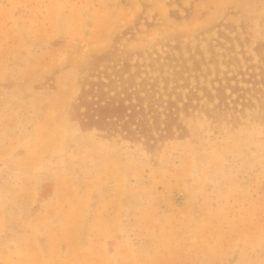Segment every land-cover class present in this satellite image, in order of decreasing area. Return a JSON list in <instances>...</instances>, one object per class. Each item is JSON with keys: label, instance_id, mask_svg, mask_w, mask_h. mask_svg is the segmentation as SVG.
Masks as SVG:
<instances>
[{"label": "rangeland", "instance_id": "rangeland-1", "mask_svg": "<svg viewBox=\"0 0 264 264\" xmlns=\"http://www.w3.org/2000/svg\"><path fill=\"white\" fill-rule=\"evenodd\" d=\"M263 64L264 0H0V264H264Z\"/></svg>", "mask_w": 264, "mask_h": 264}, {"label": "trees", "instance_id": "trees-1", "mask_svg": "<svg viewBox=\"0 0 264 264\" xmlns=\"http://www.w3.org/2000/svg\"><path fill=\"white\" fill-rule=\"evenodd\" d=\"M258 71H249L252 89L248 91L254 90L255 93L264 95V64L259 66ZM119 80L113 78L104 82L98 78L96 81L90 80L87 88H82L76 105L81 125L86 129L101 130H115L120 127V132L125 136H144L147 140L150 139V135L144 134L147 129L144 127L146 114H143L142 107L133 102H140L141 99L134 93H127L129 89L124 86L119 91H114V84L120 82ZM131 95L134 97H130ZM80 108L84 109L83 112H80ZM148 109L147 116L151 114L149 118L155 121L151 108ZM132 125L135 128L131 131Z\"/></svg>", "mask_w": 264, "mask_h": 264}]
</instances>
